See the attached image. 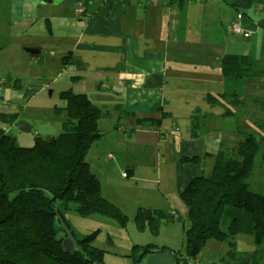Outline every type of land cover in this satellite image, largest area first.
Wrapping results in <instances>:
<instances>
[{
    "label": "crops",
    "instance_id": "crops-1",
    "mask_svg": "<svg viewBox=\"0 0 264 264\" xmlns=\"http://www.w3.org/2000/svg\"><path fill=\"white\" fill-rule=\"evenodd\" d=\"M3 7L4 40L44 69L30 78L41 83L37 92L70 88L86 94L100 117L115 110L107 134L98 119L106 136L87 160L102 195L120 208L116 187H125L135 211L161 209L184 221L180 194L190 180L209 175L215 155L262 122L247 105L264 110V0H0V14ZM238 17L248 37L232 32ZM226 55L245 57V77L223 72ZM20 80L0 81V113L19 116L28 99ZM30 122L57 133L51 122ZM115 172L127 181L116 186Z\"/></svg>",
    "mask_w": 264,
    "mask_h": 264
},
{
    "label": "trees",
    "instance_id": "trees-1",
    "mask_svg": "<svg viewBox=\"0 0 264 264\" xmlns=\"http://www.w3.org/2000/svg\"><path fill=\"white\" fill-rule=\"evenodd\" d=\"M245 63L244 56L226 55L223 72L243 78ZM59 97L63 105L54 109L65 110L66 119L53 143L50 136L42 139L36 133L31 147L12 143L11 131L0 137V264H103L104 251L92 245L97 231L75 238L71 251L63 248L64 237L58 233L64 228L58 222V211L97 214L126 223L121 209L102 195L100 181L87 160L91 145L103 136L97 126L101 110L86 94L70 88L60 91ZM17 118V114L0 113V122L7 125ZM241 133L233 147L215 155L210 174L193 177L180 194L189 222L183 233L184 253L167 246L135 245L134 264L157 251H170L177 264H188L197 260L210 239L227 241L240 233L249 234L255 243L264 238V194L249 190L246 181L258 153L264 163V122ZM175 219L180 217L148 208L139 209L135 216L137 229L150 228L156 233L162 222ZM221 222H226V230ZM203 264H247V259L240 256V262H231L225 255Z\"/></svg>",
    "mask_w": 264,
    "mask_h": 264
},
{
    "label": "rangeland",
    "instance_id": "rangeland-1",
    "mask_svg": "<svg viewBox=\"0 0 264 264\" xmlns=\"http://www.w3.org/2000/svg\"><path fill=\"white\" fill-rule=\"evenodd\" d=\"M6 22V10L3 7L0 14V81L3 80L6 85H11V80L14 77H19L22 85L27 86L28 90H24L23 94H26L28 99H23L22 102H20L22 105L19 114L20 120L30 121L34 119L37 122H51L57 128L58 132L61 130L62 122L66 119V112L63 109H54V106L63 105L62 101L57 92L51 93L52 88L50 87L37 92L36 89L42 85L41 83L37 85L34 84V81L30 80V78L31 75H41V73H44V69L39 64L33 63V61L30 60V55H22L19 51L15 52L16 50L13 49L14 45L4 40ZM10 70L11 72H9ZM7 76L11 78V80H9ZM97 86L95 87L96 89ZM0 88L2 87L0 86ZM2 91L3 92H1L0 89L1 101L3 100L2 96H6L5 89ZM98 94L99 93L95 90H91L92 100L95 103L98 101ZM98 99L100 100L101 98L98 97ZM111 99L113 100V98L107 97V99L103 101L109 104L112 101ZM17 100L18 98L16 96L15 101ZM248 101L249 98H247V102ZM248 106H251L253 109V116L251 115L250 118L257 117L260 121L264 122V110H262L258 104L256 105L254 101H249L247 107ZM242 107L246 112V106ZM107 109L110 113L104 111L103 115L99 118L101 131H103L104 127L109 125L110 118L115 115L114 109L112 110L111 107ZM103 132L105 133V131ZM103 139L104 138H102V140ZM15 143L18 146L31 147L34 144V134L19 131L15 138ZM99 144L100 147L105 148L104 151H111L113 147L111 145L107 146L106 143ZM95 145L96 143H94V146ZM94 148L95 147H92L90 150L91 155H94ZM105 176L109 177L106 174ZM110 176L113 177L111 181H114L116 186H120V183L126 180L120 177L121 172H115L114 175L112 173ZM246 181L249 190L264 194V163L261 161V153L257 154L252 173L247 177ZM152 187H155V185ZM116 191L119 195L117 199L123 210L119 206L118 207L127 217L124 225L111 217L97 214L82 216L73 210H65L62 214L65 222L61 225L64 229L59 231L58 237L63 236L64 240L71 237L74 242L75 238L97 231L95 238L92 240V245L104 251L103 264H134V258L137 257L138 253L137 249L134 248L135 245L153 244L156 247L167 246L172 250L184 253L183 233L189 226L187 217H184V221L179 219L172 222H162L158 233L150 228H145L140 231L136 227L135 216L139 209L142 208L143 210L147 207L141 206L136 208L135 211L133 208L135 203L130 200L129 190L125 187H116ZM225 220L228 223V220ZM226 222L225 224H222V222L220 224V227L224 230L227 229ZM228 241H232V244L229 245ZM229 250L230 252L228 254ZM225 255L229 257L231 262H240V256H244V258L247 259V264H264V238H262L259 243H255L252 236L246 233H240L227 241L210 239L207 244L201 248L197 260L201 262V264L210 263L219 260Z\"/></svg>",
    "mask_w": 264,
    "mask_h": 264
},
{
    "label": "water",
    "instance_id": "water-1",
    "mask_svg": "<svg viewBox=\"0 0 264 264\" xmlns=\"http://www.w3.org/2000/svg\"><path fill=\"white\" fill-rule=\"evenodd\" d=\"M31 54L38 53L35 49L27 48ZM7 131H11L12 143L15 142V138L19 131L39 134L42 139H45L46 136H50V142L53 143L56 135V130L49 128L48 124H37L36 122H30L25 120H18L10 125V127L0 126V137L7 134ZM58 222H65V219L58 211ZM69 227V226H68ZM63 248L66 251H71L75 245L72 241V238L63 240ZM139 264H177V258L170 251H157L153 253L146 254L142 257Z\"/></svg>",
    "mask_w": 264,
    "mask_h": 264
},
{
    "label": "built area",
    "instance_id": "built-area-1",
    "mask_svg": "<svg viewBox=\"0 0 264 264\" xmlns=\"http://www.w3.org/2000/svg\"><path fill=\"white\" fill-rule=\"evenodd\" d=\"M119 1H123V0H119ZM231 30L232 32L242 35L244 37H248L250 35V32L246 30V28L242 25L239 17L233 22L231 26ZM108 157L111 158V155H109ZM188 264H201V262H199L198 260H189Z\"/></svg>",
    "mask_w": 264,
    "mask_h": 264
},
{
    "label": "flooded vegetation",
    "instance_id": "flooded-vegetation-1",
    "mask_svg": "<svg viewBox=\"0 0 264 264\" xmlns=\"http://www.w3.org/2000/svg\"><path fill=\"white\" fill-rule=\"evenodd\" d=\"M17 115H18V114H17ZM18 120H20V119H19V116H18L17 120H15L14 122H16V121H18ZM14 122H12V123H14ZM0 123L2 124L1 126H4V125H5L4 127H7V128L10 127V125H6L5 123H2V122H0ZM37 124H38V123H37ZM37 124H36V125H37ZM40 124H41V123H40ZM42 124H43V123H42ZM8 132H10V131H7V133H8Z\"/></svg>",
    "mask_w": 264,
    "mask_h": 264
}]
</instances>
